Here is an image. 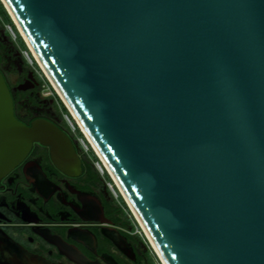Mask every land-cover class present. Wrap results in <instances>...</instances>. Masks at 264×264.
I'll return each mask as SVG.
<instances>
[{"label":"water","instance_id":"95a60500","mask_svg":"<svg viewBox=\"0 0 264 264\" xmlns=\"http://www.w3.org/2000/svg\"><path fill=\"white\" fill-rule=\"evenodd\" d=\"M5 1L165 263L264 264V0ZM34 141L80 171L0 69V177Z\"/></svg>","mask_w":264,"mask_h":264},{"label":"flooded vegetation","instance_id":"af4514ba","mask_svg":"<svg viewBox=\"0 0 264 264\" xmlns=\"http://www.w3.org/2000/svg\"><path fill=\"white\" fill-rule=\"evenodd\" d=\"M16 48L0 21V69L15 115L27 124L48 118L65 130L81 169L67 173L48 145L34 141L0 177V264H158L104 175L57 115L54 100L43 95L34 71L11 60L18 57Z\"/></svg>","mask_w":264,"mask_h":264},{"label":"built area","instance_id":"2783aa9c","mask_svg":"<svg viewBox=\"0 0 264 264\" xmlns=\"http://www.w3.org/2000/svg\"><path fill=\"white\" fill-rule=\"evenodd\" d=\"M8 26V32H9V35L11 36V34H13L14 37H16V33L15 31L13 30V28L9 25V24H6ZM21 35V34H20ZM30 50V49H29ZM27 56V58L33 63V59L35 60V58L33 57L32 53V57L30 56V54L28 53L27 50H23ZM36 61V60H35ZM41 70V68H40ZM42 72V71H41ZM43 74V73H42ZM46 77V76H45ZM47 78V77H46ZM48 79V78H47ZM49 81V79H48ZM50 82V81H49ZM48 86V85H46ZM49 88H51V92H55V90L53 89V86H51V83H50V86H48ZM65 114V118H66V122L68 124V128L69 130H73V132H75L76 134V130L77 128L82 132V135H77L76 134V138H77V143L79 144V146L81 147V149L87 153L89 156H91V151L94 152L97 156V159H92V161L94 162L95 166H96V169H98L99 171H101V173H103V175L106 173L109 174L110 176V172L109 170L107 169L104 161L102 160V158L98 155L95 147L93 146V144L91 143V141L89 140V138L87 137V135L84 133L83 129L81 128L80 124L76 121V119L73 118V116L70 114H67V113H64ZM92 158V157H91ZM111 178V176H110ZM107 183V186L109 187L111 193L114 195V197L118 198L119 195L122 196V198L124 199L123 197V194L121 192V190L119 189L118 185L116 184L115 180H113L111 178V180H107L106 181ZM125 201V200H124ZM126 202V201H125ZM127 205V204H126ZM128 207V206H127ZM128 210H129V216L132 217V221L134 223V229L135 231L140 234L143 238V240L147 243V245L150 247L156 261L158 264H164V262L162 261L161 257L159 256V254L156 252L155 248L153 247L151 241L149 240L146 232L144 231L143 227L141 226V224L139 223L137 217L134 215V213L129 209L128 207Z\"/></svg>","mask_w":264,"mask_h":264},{"label":"trees","instance_id":"16d2710c","mask_svg":"<svg viewBox=\"0 0 264 264\" xmlns=\"http://www.w3.org/2000/svg\"><path fill=\"white\" fill-rule=\"evenodd\" d=\"M0 21L2 24H9L13 30L15 31L16 33V37H17V40L15 42L16 44V47L19 49V50H27L28 53L30 54V56L32 57L31 55V52L29 50V48L27 47L23 37L20 35L18 29L16 28L13 20L11 19L8 11L6 10V8L4 7L3 3L1 2L0 0ZM25 63H28V60L25 59ZM33 67H34V73L36 74V76L38 77L41 85H48L50 86V82L48 81V79L42 74L37 62L33 59ZM55 98L57 99L58 101V105L61 109V111L63 113H67L70 115L68 109L66 108V106L63 104V102L61 101V99L59 98V96L57 95L56 92H53ZM76 134L77 135H82V132L77 128L76 130ZM93 154L92 159H97V156L94 152L91 151V155ZM104 177L106 180H111L110 176L108 173L105 172L104 174ZM121 204V208H122V211L124 212L125 215H127V217L129 218L130 222L133 223V219L131 216H129V210H128V207L126 205V202L124 201V199L122 198V196L119 195V197L117 198ZM134 224V223H133ZM134 226V225H133Z\"/></svg>","mask_w":264,"mask_h":264},{"label":"rangeland","instance_id":"374dc122","mask_svg":"<svg viewBox=\"0 0 264 264\" xmlns=\"http://www.w3.org/2000/svg\"><path fill=\"white\" fill-rule=\"evenodd\" d=\"M3 25V28L5 29V31L8 33V36H9V38H10V40H11V42L12 43H14V45H15V47H16V44H15V42H16V40H17V37H14L13 36V34H11V36L9 35V32H8V26L6 25V24H2ZM17 49V48H16ZM19 53H18V57H14L15 59H11V60H13L14 62H16V60L18 59V64L19 65H22L21 63L23 62V64L26 66V67H28V68H30V69H34V67H33V63L27 58V56H26V54H25V52L23 51V50H17ZM31 52V51H30ZM34 58H35V56H33ZM17 58V59H16ZM25 59H27L28 60V63H25ZM36 59V58H35ZM39 66V65H38ZM40 68V67H39ZM34 71V70H33ZM41 71H42V73H43V75L44 76H46V74H45V72L41 69ZM10 76H12V75H10ZM47 77V76H46ZM51 86H52V84H51ZM41 89H42V93H43V95H46V96H48V97H51L53 100H54V102H55V104H56V106H57V115L59 116V118L60 119H62L64 122H65V124L68 126V124H67V122H66V118H65V114L61 111V109H60V107H59V105H58V101H57V99L55 98V96H54V94L51 92V88H49L48 86H46V85H41ZM54 89V88H53ZM58 95V94H57ZM60 98V97H59ZM62 101V100H61ZM71 133H72V135L76 138V134H75V132H73V130H71ZM76 142H77V138H76ZM87 154V153H86ZM88 155V154H87ZM89 156V155H88ZM91 156H93V154L91 155ZM93 165H94V167L96 168V166H95V164H94V162H93ZM97 171L101 174V175H103V173H101V171H99L98 169H97Z\"/></svg>","mask_w":264,"mask_h":264},{"label":"bare ground","instance_id":"6f19581e","mask_svg":"<svg viewBox=\"0 0 264 264\" xmlns=\"http://www.w3.org/2000/svg\"><path fill=\"white\" fill-rule=\"evenodd\" d=\"M1 1L6 5L7 9H8L9 12L11 13V15L13 16V19H14V21H15V26L17 27L18 31H20V33H22L21 35H23V37L25 38L26 42L29 44V47H30L29 49L31 50V53H32L33 48H32V46L30 45V42H29L28 38L26 37V35H25V33H24V31H23L21 25L18 23V21H17L15 15H14V13L12 12V10L10 9L9 5L7 4V2H6L5 0H1ZM33 53H34L33 56H35V58H37V60L39 61V63H41L40 60L38 59V57H37L35 51H33ZM41 65H42V63H41ZM42 66H43V65H42ZM47 74H48V73H47ZM49 77H50V76H49ZM51 80H52V79H51ZM53 84H54V82H53ZM54 85H55V84H54ZM75 117H76V116H75ZM79 123H80V122H79ZM80 125H81V123H80ZM81 128L84 130V132L86 133L87 137L89 138V140L91 141V143H92L93 146L95 147L97 153H98V154L101 156V158L103 159L102 155L100 154V152L98 151L97 147L94 145L93 141L91 140L89 134L86 132V130L84 129V127H83L82 125H81ZM103 161H104V160H103ZM104 163H105L107 169L109 170V172L111 173V175L113 176V178L115 179L116 184L118 185L119 189L121 190L122 194L124 195L125 199L127 200V202H128V204H129V206L131 207L133 213L136 215V217H137L138 220L140 221V219H139V217H138V214H137L136 210L134 209V207H133L131 201H130L129 198L127 197V195H126L125 191L123 190V188L121 187L120 183L118 182V180H117L116 177L114 176L112 170L110 169V167L108 166V164H107L105 161H104ZM140 222H141V221H140ZM141 225L143 226V229H144V231L146 232V234H147L149 240L151 241L153 247L155 248L156 252L159 254V256L161 257V259H162V261L164 262V264H166L165 261H164V259H163L162 256H161L160 252L158 251V249H157L155 243L153 242L152 238L150 237L148 231H146V229H145V227H144V225H143L142 223H141Z\"/></svg>","mask_w":264,"mask_h":264}]
</instances>
